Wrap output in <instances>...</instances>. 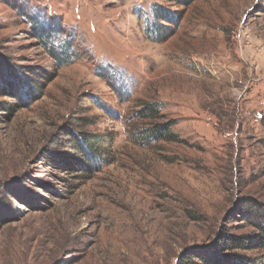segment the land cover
Here are the masks:
<instances>
[{
    "label": "rangeland",
    "instance_id": "rangeland-1",
    "mask_svg": "<svg viewBox=\"0 0 264 264\" xmlns=\"http://www.w3.org/2000/svg\"><path fill=\"white\" fill-rule=\"evenodd\" d=\"M0 90V264H178L254 232L264 0H0ZM148 104L163 118L133 121ZM160 123L177 138L144 143ZM69 132L95 171L52 163Z\"/></svg>",
    "mask_w": 264,
    "mask_h": 264
},
{
    "label": "trees",
    "instance_id": "trees-1",
    "mask_svg": "<svg viewBox=\"0 0 264 264\" xmlns=\"http://www.w3.org/2000/svg\"><path fill=\"white\" fill-rule=\"evenodd\" d=\"M196 0H169L177 7L188 8ZM181 12H173L162 7H154L155 25L163 29L164 25L177 24L182 18ZM152 34L157 33L163 36L162 31L154 28ZM151 35V34H150ZM156 35V36H157ZM159 41V37L156 38ZM30 88H32L30 86ZM1 92V90H0ZM3 92V91H2ZM5 96V95H2ZM2 107V105H0ZM160 107L155 104L144 105L139 113L132 117L133 121L151 120L155 123L160 117ZM15 107L8 111L11 114ZM67 139H66V138ZM62 143L56 144V148L68 149L71 152L65 153L68 158L50 157L52 163L59 166L62 170L74 173L93 172L96 170V163L89 155H94L101 144L97 140H89L84 133H67ZM177 137L171 131V124L160 123L152 129L144 130V143L157 144L162 142H173ZM49 159V160H50ZM243 209L240 211L249 227L254 230L249 235H222L211 247V250L195 251V253L184 254L178 264H264V204L258 201L249 200L242 203ZM254 254L253 256H249Z\"/></svg>",
    "mask_w": 264,
    "mask_h": 264
}]
</instances>
